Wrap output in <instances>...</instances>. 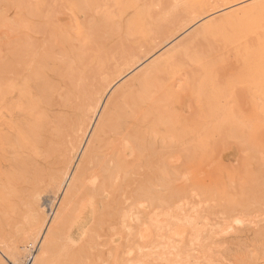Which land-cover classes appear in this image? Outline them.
<instances>
[{
  "label": "bare ground",
  "instance_id": "bare-ground-1",
  "mask_svg": "<svg viewBox=\"0 0 264 264\" xmlns=\"http://www.w3.org/2000/svg\"><path fill=\"white\" fill-rule=\"evenodd\" d=\"M23 1L0 32V246L31 240L39 217L45 230L37 235L48 238V244L42 255L45 241L31 240L33 259L46 264L81 258L84 245L76 247V241L86 232L90 242L93 234H102L106 244L113 235L123 236L118 242L126 248L122 210L128 208L129 226L134 206L149 222L148 209L138 207L136 185L159 180L177 186L186 168L226 144L236 153L264 147V22L258 10L233 13L222 7L241 0H70L67 25L50 15L41 30L37 2ZM210 3L221 10L207 8ZM243 141L246 145H240ZM252 160L244 159V167H250L246 187L241 184L236 192L234 177L227 175L235 200L225 185L201 188L206 198L227 200L225 211L231 210L210 233L215 238L208 235L214 247L204 242L205 249H218L229 229L251 228L249 217L257 207L250 204L257 190L248 186L259 184L258 178L264 181V158ZM256 189L263 195L262 200L257 193L262 207L264 187ZM182 193L178 190L169 202L183 198ZM43 198L50 202V215ZM169 202L161 215L167 219L172 213L177 233L195 232L198 246L199 208L189 201L170 210ZM250 206L244 213L251 211L244 215L250 221L235 225L236 218L243 219L236 211ZM251 241L245 249L258 252ZM140 243L147 250L141 256L137 248L135 259L160 258L165 249L171 256L169 244ZM241 253L260 259L257 253Z\"/></svg>",
  "mask_w": 264,
  "mask_h": 264
},
{
  "label": "snow or ice",
  "instance_id": "snow-or-ice-1",
  "mask_svg": "<svg viewBox=\"0 0 264 264\" xmlns=\"http://www.w3.org/2000/svg\"><path fill=\"white\" fill-rule=\"evenodd\" d=\"M207 8L219 11L221 6L210 3L206 5ZM223 9H228L233 13L238 11L248 12L259 11L262 22H264V0H261L260 4L257 5L252 2V0H241L237 4H224ZM108 99L107 96H102L101 100ZM111 103V101H110ZM103 107V104H101ZM107 111V109H106ZM185 180L188 179L187 176L184 177ZM178 182V181H177ZM134 195L140 197V202L138 203L139 209H148L149 211V222H145L141 214L136 211L135 206L131 212L132 225L129 226V211L125 207L122 210V227L124 232L128 236V247L122 248L120 242L123 241V236L117 237L112 236L109 243H104L103 235L97 236L93 234L92 241H89V235L86 232L78 241H76V247L84 245L81 250V258L62 260L59 264H264V244L261 246L260 259H248L247 257L240 256L239 253L243 249V245L237 242L234 245L233 250L237 253V258H220V259H199L201 253L197 250L198 237L195 232L190 236L187 231L182 234L174 231V224L171 222L172 213L168 212L165 216L160 213V206L165 205L170 201V199L178 195V190L173 184H165L163 181H150L146 185L138 184L136 185ZM192 195L195 196L196 192L193 191ZM127 200L128 205H132L133 201L129 200L127 196L124 198ZM182 199V198H181ZM201 208L204 207L203 204L200 205ZM155 208L157 211L152 212ZM41 219L38 217L34 232L31 236V240L43 239L45 241L44 247L40 248V252L43 255L45 253V248L48 244V238L42 235H37L42 233L45 229L41 227ZM176 223H185L184 221H177ZM207 223V221H205ZM235 225L243 226L244 220L241 218H236L234 221ZM195 217L191 221V226H195ZM103 224L101 227L103 228ZM137 226H139V231H137ZM49 231V236H51V230ZM112 232H116L115 228L111 229ZM229 231H232L229 229ZM171 234V235H166ZM135 235L136 239L133 240ZM165 239L171 246V256L167 255L168 249H165V255L160 258L153 259H135L134 255L136 249L139 248L141 256L147 250V245L145 243H140L141 241H154L159 239ZM31 240L15 245L5 243L0 246V264H46L42 261L40 257L33 259V244ZM202 240V237H201ZM262 240H264V235H262ZM120 241V242H118ZM191 241V243H188ZM223 248L227 249L228 245L224 244ZM159 252L160 249H154ZM251 256H255L256 253L251 249H248Z\"/></svg>",
  "mask_w": 264,
  "mask_h": 264
},
{
  "label": "rangeland",
  "instance_id": "rangeland-1",
  "mask_svg": "<svg viewBox=\"0 0 264 264\" xmlns=\"http://www.w3.org/2000/svg\"><path fill=\"white\" fill-rule=\"evenodd\" d=\"M21 1H23V0H0V32H3L2 30H4V29L7 30L6 29V25L14 17V14H15V11H16V4L18 2H21ZM24 1H28V0H24ZM29 1L37 2V4H38L37 6L39 8V13L42 12L40 14L42 16L41 19H40L41 23L39 22V26L41 27V30L43 28H45V26H44L45 23H42L43 20L46 19V17H48L50 15L51 16L54 15L52 17L57 18L59 20L58 21V24H60L61 26L67 25L68 22L66 20V18H67L66 15H68V13H69L68 10H69V4L71 2L70 0H29ZM50 19H52V18L50 17ZM54 22H55V20H54ZM5 23H6V25H5ZM192 30H193V28L188 29L189 32L192 31ZM187 32L182 33V35H180V37L178 38V40H180V39L182 40V38L185 37V35H186ZM0 44H1V41H0ZM159 53H161V52H159ZM159 53H157L156 55L152 56L148 61H146L144 63L142 62V64L139 65L136 69H134L132 71V73L129 74V76H127V77L125 76L117 84L125 81L126 79H128L129 77H131L133 74L139 72L138 70H140V68H142L143 66L148 65L153 59H155L156 57H158ZM229 142H232V143L234 142L235 144L237 143L236 140L235 141H229ZM240 143H241L240 145H246L245 141L240 142ZM226 145H225V148L223 146H221V148L223 147L224 149L223 148L221 149L219 147L220 148L219 149L220 151L217 152L216 155H214V154H212V155H210V154L209 155H203L202 158L198 161V163H197L196 166H194L193 168H190V167L189 168H186V170L183 171L184 172V177L187 176L188 179L185 180L183 178L184 180L182 182H180V184H179L180 187L176 188L177 190H179V195H180V192L181 193L183 192L182 193L183 194L182 195L183 198L180 199V200H178L177 202L171 200V202H169V204L171 206L168 204V206L171 207L170 210L172 208H173L172 210H174L177 207V205H181V204H184V203L190 201L193 204H190V202H189L188 203V205L190 204L189 206L196 205L195 208H197V207L199 208V210H200L199 211V216L200 217H199V219L197 221H201V223L203 224L202 225L200 223L201 225H199L200 227L203 226L202 227V230H201L202 233H200V234H202V236L201 235L200 236L203 237L202 240L200 241V244L201 245L203 244V247L200 244L198 246H196V247H197V250L200 253L205 254V255L208 254L207 255V259H210L211 257L213 259H216L217 254H219L217 256V259L220 258L219 256H221V258H224V259L237 258V253L233 250L234 245H236L237 242H240L243 245V249L240 251V254H239L241 256V254H242L241 252L242 251H243V253H246V251H248V249H245V248H247V245H248L246 243V241L247 240L249 241V239L253 240L251 242H253L252 244H253V246H255L254 248L255 249L257 248L258 249V252H259V253L258 252H256V253H257V255H260L261 246L264 243V240H262V235H264V212H260L261 210L264 209V206H262L263 207V209H262L261 204H260V203L263 202L262 201L263 200V195L262 194L260 195V192L262 190H260L258 188L260 190V192H257L258 189H256V187H262V186L264 187V181L261 178H258L259 180H256V181L259 184H261V185H259V184H256L258 186L254 185L256 187H254L252 185L253 186L252 188H250V186H248V189L251 190V191H254L253 188H255V190H257V191L254 192L255 196L253 195L254 197H253L252 203L251 202H248V201L245 202L247 204H250L251 203L250 205L253 204L258 209L255 208L256 210L255 209L252 210L253 207L250 206V208H246V209H245V207H243L242 209H244V210L240 209V211L242 210V213L243 214L238 211L239 209L236 211V213H238L239 216L240 215L243 216V219L246 222V223H244V225H246L248 223L247 220H249V218L251 219V224L248 226V227H251V228H247L246 226H243L242 228H239L237 231L236 230L230 231L226 236H223L222 237L223 239H222L221 243H219L220 244L219 245L220 247L218 249H214V250H208L207 248L205 249V246L206 247H210L211 246V248L214 247V246L210 245L211 242L214 241V240L211 241L210 240V237L208 235L211 236V234L213 232L215 233L217 231L216 229L221 225L220 220L221 219L223 220V218H225L227 216L228 212H230L231 210L230 211H227V212L225 211V210H228V209H226V207L229 208L228 205H226V201L227 200H225V199H223L221 197H218V196L216 198H213V196H209L208 198H206V197H204V194L202 193L201 188L202 189L204 187L210 188V187L214 186V184H215L214 187H217V188L222 187L223 188V186L225 185L226 188H227V191H228L230 189V188H228V181H230V180H228L227 175H229L230 177L231 176L234 177V181L235 182H233V183L234 184L236 183V184H235V187L233 186V188L237 192L238 190H241V188L244 186V185L242 186L241 184H245L244 187L247 186V183H245L244 180H245L246 176H247V178L249 176L248 173H249L250 167L249 168L244 167L248 163L247 161H244V159H247V156H248V157H253V160L252 161H254L260 155H261V157L264 158V147H258V146H256L253 149H250L249 151L246 150L243 153L242 152L236 153L235 148L231 144H226ZM246 168H247V171H246ZM261 171L262 170H258L255 173V176L256 177H259L260 174H261L260 173ZM245 173H247V174H245ZM257 182H255V183H257ZM181 184H183V185H181ZM179 185H177V186H179ZM177 186H175V187H177ZM193 191L196 192V195L195 196L192 195V192ZM251 191H250V193H251ZM228 193L230 195H232L231 198H233V193H231L229 191H228ZM248 193H249V191L247 193H245V195H247ZM250 193L247 196H250L252 194V193L251 194ZM185 194L186 195H189V196H185ZM185 197H187V198L189 197L190 198V199L188 198L189 201L188 200L186 201L187 198H185ZM251 197H250V201L252 199ZM257 197L258 198L261 197V199H262V200L260 199L259 203H257L258 202L257 201V199H258ZM248 198H247V200H248ZM43 199H44V202H42V204L44 203L43 204V207L46 205L44 207V209L46 211H48V210L50 211L51 209H48L50 207V205H49L50 202H45V198H43ZM46 200H48V198H46ZM233 200H235V198H233ZM48 201H50V200H48ZM180 201H182V203ZM235 202H237V201H235ZM173 204H175V206ZM201 204L204 205L203 208L200 207ZM162 206H160V210L166 212L163 209ZM239 207H241V206H239ZM239 207H234V208L237 209ZM251 207H252V209H251ZM260 207H261V210H259ZM248 209L249 210H252V214L254 213L253 214L254 215V218L253 217H249L246 220L245 218L248 217V216H250L249 214L251 212V211H249V213L244 214L245 213V210L248 211ZM152 211H153V209H152ZM232 211L233 212H231V213L235 214L234 213L235 210L232 209ZM254 211H256V212L258 211L257 213L260 212L261 214L260 213L259 214L256 213L257 214L256 215ZM48 214L50 215V212ZM247 214H248V216H247ZM244 215H246V217H244ZM200 219H202V220H200ZM252 219H253L254 222L252 221ZM205 221H207V224L205 223ZM222 223H224V221H222ZM218 224H220V225L217 227ZM166 235H171V234H166ZM205 235H207L209 238L207 236H205ZM201 237H200V239H201ZM205 237H207V239ZM212 237L215 238L213 235L211 236V238ZM245 238H247V239H245ZM157 241L159 243L157 245V247L163 248V247H165V245L166 246L168 245L167 240H165L163 238H161V239H159ZM244 241H245V243H244ZM204 242H205V246H204ZM224 244L228 245V248L227 249L223 248V245ZM252 244H250V245H252ZM208 245H210V246H208ZM200 249L201 250L203 249L202 252H201ZM210 251H212L213 253L212 252L210 253ZM216 251H217V253H216ZM210 254H212L213 256L212 255L210 256ZM209 256H210V258H209ZM212 258L210 260H212ZM259 258H261V257H259ZM146 260H148L147 257H146Z\"/></svg>",
  "mask_w": 264,
  "mask_h": 264
}]
</instances>
